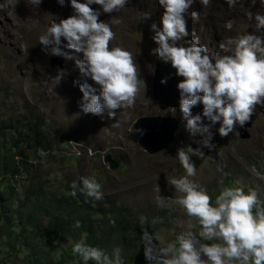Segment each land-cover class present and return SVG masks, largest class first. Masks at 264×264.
Wrapping results in <instances>:
<instances>
[{
    "label": "rangeland",
    "instance_id": "1",
    "mask_svg": "<svg viewBox=\"0 0 264 264\" xmlns=\"http://www.w3.org/2000/svg\"><path fill=\"white\" fill-rule=\"evenodd\" d=\"M67 5V0L64 6L58 5L56 0H42L37 9L29 6L28 0H13L11 9L0 11V126L10 124L23 130L25 118L33 115L42 122L50 142L43 157L39 151L24 150V160L29 166L10 179L14 194L6 200L9 212L23 199L32 180L36 179L43 186L45 197L54 199L67 196V191L72 189L71 183L76 181L79 184V177L91 176L101 185L103 192V198L97 202L109 200L129 207L147 218L141 227L155 233L165 244L174 243L177 233L188 230V217L178 205L169 203L168 207H158L156 197L159 194L175 199L180 195L168 181L184 174L175 159L176 149L184 146L200 148L203 153L201 158H191L197 168L196 176L191 179L205 187L210 203L222 187H234L237 183L245 191L255 189L258 198L264 202V106H257L248 121V137H239L238 126L228 136L220 137L215 130L217 124L212 128L210 142L214 147L198 144L201 137L192 136L186 130V120L178 104L175 108H167L162 98L152 94V76L158 59L150 54L155 44L151 40L153 33L149 25L158 20L161 9L156 0H129L119 12L101 13L98 19L107 22L111 15L120 19L119 24L112 25L116 37L111 43L132 53L138 76L144 80L145 87L139 89L134 105L118 110L115 117L108 118L106 113L102 116L84 114L80 109L82 93L71 81L75 78L65 75L68 68L75 65L74 61L62 57L59 62L58 56L41 51L37 41L50 21L67 17ZM249 10L248 0H240L231 9L224 0H210L207 8L194 2L188 12L197 11L199 19L193 21L187 15V28L199 36L200 43L208 47L210 53L219 52L217 45L221 39L254 30L255 21L246 15ZM145 11L152 14L146 21L141 18ZM251 12L253 15L264 12V0H257ZM229 19L233 21V27L226 30L224 22ZM111 43L110 47L113 46ZM179 43L183 44V41ZM16 47L20 56L15 52ZM61 47L63 49V44ZM63 50L71 53V50ZM34 53L43 69H31L34 60L30 57ZM200 110L201 106L197 104L191 109V115ZM152 116L175 119L177 128L170 144L149 154L132 139L131 133L139 118ZM202 123L207 122L202 118ZM5 188L1 193L9 195L7 186ZM167 210L172 213L170 217L161 218L155 224L148 223ZM39 219L40 231L47 218L41 216ZM18 223L15 218L0 222V261L6 264H20L24 255L16 244L8 246V235L12 227L17 229ZM193 224H196L195 218ZM156 243L153 239V244ZM54 244L58 255L68 246L69 240L61 236ZM132 245L134 249H128L134 251L128 257L121 254L124 264H138L135 256L145 259L141 238H133ZM112 248L108 245L105 251L110 253Z\"/></svg>",
    "mask_w": 264,
    "mask_h": 264
},
{
    "label": "clouds",
    "instance_id": "2",
    "mask_svg": "<svg viewBox=\"0 0 264 264\" xmlns=\"http://www.w3.org/2000/svg\"><path fill=\"white\" fill-rule=\"evenodd\" d=\"M64 6L65 0H56ZM194 2L207 8L210 0H156L161 9L158 20L149 25L155 47L150 54L169 64L175 76L178 106L186 120L185 128L190 135H199L197 142L212 148L213 132L220 137L228 136L236 126L243 127L253 116L257 106H264V12L253 15L251 8L257 0H248L249 20H254V30L238 33L218 41L219 52H209L200 43L199 36L190 33L186 16L193 21L199 19L197 11L188 10ZM42 0H28L31 7L39 8ZM71 14L49 22L44 32L37 37L41 51L74 61L82 83L73 81L82 93L80 109L84 114L108 118L117 116L118 110L131 108L144 80L138 76L137 64L131 52L120 46L110 47L116 34L112 25L121 21L111 15L108 21L99 20L101 13L119 12L129 0H67ZM229 9L240 0H224ZM96 5L98 7L93 8ZM13 0H0V11L11 9ZM151 12H142L146 21ZM233 21L224 22L231 30ZM191 37V38H189ZM183 41V44L179 43ZM63 49L71 50V53ZM91 80L89 84L87 81ZM167 77L160 80L165 84ZM199 104L201 110L191 115V109ZM202 118L207 123H202ZM143 134V130L136 129ZM45 156L43 150L38 152ZM89 155H92L89 151ZM193 156L203 157L200 148L191 146L176 149L175 159L184 174L168 181L180 193L175 199L156 197L158 207L178 205L188 217L186 231L175 235V242L165 244L155 233L141 228V242L146 264H264V206L255 189L237 186L221 188L210 203V196L203 185L192 177L197 174ZM75 195L78 190L94 201L103 198L101 185L94 177H79L70 185ZM159 193V188H156ZM255 209V211H253ZM195 218L196 224H193ZM160 218H153L155 224ZM147 218L139 216L143 226ZM198 225V228H197ZM79 227V221L74 222ZM196 228V231H192ZM153 239L158 243L153 244ZM208 243H205V242ZM73 255L84 264H124L121 249L113 247L111 252L89 245L83 239L73 242Z\"/></svg>",
    "mask_w": 264,
    "mask_h": 264
},
{
    "label": "trees",
    "instance_id": "3",
    "mask_svg": "<svg viewBox=\"0 0 264 264\" xmlns=\"http://www.w3.org/2000/svg\"><path fill=\"white\" fill-rule=\"evenodd\" d=\"M49 144L42 122L33 115L25 118L23 130L10 124L8 127L0 126V222L12 221L13 218L19 222L17 229L9 225L12 229L8 235V246L16 244L24 253L20 264H84L71 252L72 243L81 239L104 250L108 245L118 246L123 257H128L134 251L128 249H134L132 239L140 238L142 227L138 225L140 215L123 204L109 200L105 203L90 201L78 190L73 195L72 189L65 197L47 198L43 186L35 179L23 199L9 212L6 200L14 194L10 179L29 166L24 160V150L44 151ZM12 149L16 151L12 152ZM5 186L9 195L1 193ZM171 214L169 210L162 211L157 218L166 219ZM41 216L47 220L39 231ZM77 220L78 228L74 226ZM61 236L66 237L69 244L57 255L54 242ZM140 258L135 256L138 264H146L145 259ZM0 264L6 263L2 260Z\"/></svg>",
    "mask_w": 264,
    "mask_h": 264
},
{
    "label": "water",
    "instance_id": "4",
    "mask_svg": "<svg viewBox=\"0 0 264 264\" xmlns=\"http://www.w3.org/2000/svg\"><path fill=\"white\" fill-rule=\"evenodd\" d=\"M62 61V57L58 56ZM167 77L165 84H161L160 80ZM181 77L175 76V70L167 63L157 60L153 76H152V94L156 98H162V103L167 108H175L178 104V90L176 83ZM250 126V122H246L243 127H239V137L246 138L248 134L246 127ZM177 128V122L170 117H141L133 126L131 137L141 146L147 153H155L165 148L172 142L174 132ZM136 129L143 130L141 135Z\"/></svg>",
    "mask_w": 264,
    "mask_h": 264
},
{
    "label": "bare ground",
    "instance_id": "5",
    "mask_svg": "<svg viewBox=\"0 0 264 264\" xmlns=\"http://www.w3.org/2000/svg\"><path fill=\"white\" fill-rule=\"evenodd\" d=\"M71 14V8L67 5V10H66V15L67 16H69ZM124 35V34H123ZM124 38V37H123ZM111 44H113V43H111ZM118 44V43H117ZM115 44H113V46H114ZM116 46V45H115ZM112 47V46H111ZM17 50V51H16ZM16 50H15V52L17 53V55L18 56H20V54H19V50L17 49V47H16ZM14 52V53H15ZM70 52V51H69ZM35 54V53H34ZM16 56V55H15ZM30 60H34V63H33V65L31 66V69H43L40 65H39V61H38V58H37V55L35 54L34 56H32V57H30ZM71 61V60H70ZM41 62V61H40ZM43 74V73H42ZM45 74V73H44ZM65 75H67L68 77H70V79L72 78V77H74L75 79H71V81H77V79H79V83H82V82H84L83 81V78L81 77V75H80V73H79V71H78V69L75 67V65H73V66H71V68L69 69L68 68V71H67V73L65 74ZM89 84H91L92 83V81L91 80H88L87 81ZM72 83V82H71ZM76 90H79V88H78V86L76 87ZM138 100V99H137Z\"/></svg>",
    "mask_w": 264,
    "mask_h": 264
}]
</instances>
